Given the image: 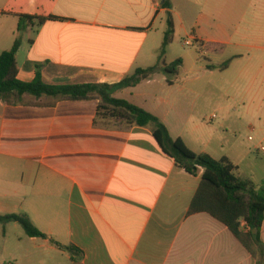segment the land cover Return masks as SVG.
Returning a JSON list of instances; mask_svg holds the SVG:
<instances>
[{
	"label": "crops",
	"instance_id": "obj_1",
	"mask_svg": "<svg viewBox=\"0 0 264 264\" xmlns=\"http://www.w3.org/2000/svg\"><path fill=\"white\" fill-rule=\"evenodd\" d=\"M18 16L45 21L19 31ZM168 18L212 63L239 30L262 24L264 0H0V55L19 40L17 80L30 83L39 71L51 86H114L155 67L113 98L156 116L192 152L233 164L212 155L207 113L214 102L228 110V82L215 69L186 77L177 70L169 81L155 65L152 33ZM255 55L261 78L253 101L261 109L264 58ZM99 104L94 95L0 99V216L25 215L46 236L0 222V264H264V219L259 246L248 250L209 215H188L203 171L187 173L151 126L103 118ZM258 132L264 141V128Z\"/></svg>",
	"mask_w": 264,
	"mask_h": 264
},
{
	"label": "trees",
	"instance_id": "obj_2",
	"mask_svg": "<svg viewBox=\"0 0 264 264\" xmlns=\"http://www.w3.org/2000/svg\"><path fill=\"white\" fill-rule=\"evenodd\" d=\"M18 30L22 23H44V18L31 16H18ZM169 31L165 33L161 53L171 41L172 20L168 18ZM20 41L16 40L9 51L0 55V99L7 100L10 96L21 97L30 95L36 98L67 97L71 99L86 98L94 95L100 102L97 113L103 118L117 119L128 126L152 127L153 137L159 147L175 163L187 173L196 175L197 168L203 169L201 181L193 196L188 215L204 213L221 223L245 248L260 244L259 231L264 219V187L256 189L248 180L239 179L234 175L236 167L225 157L216 160L207 154L192 152L181 139H173L164 124L154 115L130 104L127 101L113 98V91L117 89L134 87L141 81L150 78L157 69H137L133 76L125 78L119 84L108 85H63L51 86L42 80L40 72L30 83H24L16 78L17 69L15 55L19 49ZM180 60L174 61L170 66L164 67L163 72L175 75ZM227 64L223 66L225 70ZM0 222H15L19 224L29 237L45 238L29 221L25 215L0 216ZM248 227V232L241 231V223ZM256 230V234L252 231ZM55 245L59 246L57 243ZM61 247V246H60ZM64 249L72 252V247Z\"/></svg>",
	"mask_w": 264,
	"mask_h": 264
},
{
	"label": "rangeland",
	"instance_id": "obj_3",
	"mask_svg": "<svg viewBox=\"0 0 264 264\" xmlns=\"http://www.w3.org/2000/svg\"><path fill=\"white\" fill-rule=\"evenodd\" d=\"M169 30L168 24H165L163 28L158 27V30L152 33L158 45L154 54L155 65L163 69L176 60L186 61L185 68L178 69L180 77L202 75L210 69H215V75L228 82L230 101L225 114L218 110L216 102L207 109L209 117H212L210 124L215 130L212 143L215 150L211 153L215 158L227 155L238 167L234 172L235 176L249 179L256 188L264 187V150L260 149L264 148V141H261L258 132L260 126L264 128V108L260 109L253 101L261 78L258 76L260 63L257 62V57L253 56L256 54L255 56L264 58V52L260 51L264 49V20L260 25L239 30L224 57H210L212 63L207 58L209 55L204 56L194 42H191V46L184 45L186 37L178 27L174 29L173 23L171 41L161 53L165 33ZM225 64L226 70L219 72ZM165 77L169 81L176 79L173 75ZM222 115L225 122L224 126L220 127Z\"/></svg>",
	"mask_w": 264,
	"mask_h": 264
},
{
	"label": "built area",
	"instance_id": "obj_4",
	"mask_svg": "<svg viewBox=\"0 0 264 264\" xmlns=\"http://www.w3.org/2000/svg\"><path fill=\"white\" fill-rule=\"evenodd\" d=\"M184 45L185 46H191V42L189 40H187V41L184 42ZM261 150L263 151L264 148H261ZM197 170H198V172L199 171H203V169L201 167H198Z\"/></svg>",
	"mask_w": 264,
	"mask_h": 264
},
{
	"label": "water",
	"instance_id": "obj_5",
	"mask_svg": "<svg viewBox=\"0 0 264 264\" xmlns=\"http://www.w3.org/2000/svg\"><path fill=\"white\" fill-rule=\"evenodd\" d=\"M252 232L255 234L256 233V230H253Z\"/></svg>",
	"mask_w": 264,
	"mask_h": 264
}]
</instances>
